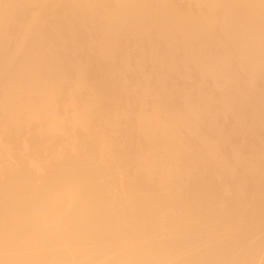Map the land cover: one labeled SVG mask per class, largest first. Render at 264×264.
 <instances>
[{
    "label": "bare ground",
    "instance_id": "1",
    "mask_svg": "<svg viewBox=\"0 0 264 264\" xmlns=\"http://www.w3.org/2000/svg\"><path fill=\"white\" fill-rule=\"evenodd\" d=\"M0 264H264V0H0Z\"/></svg>",
    "mask_w": 264,
    "mask_h": 264
}]
</instances>
